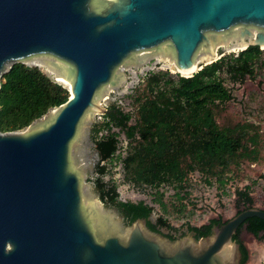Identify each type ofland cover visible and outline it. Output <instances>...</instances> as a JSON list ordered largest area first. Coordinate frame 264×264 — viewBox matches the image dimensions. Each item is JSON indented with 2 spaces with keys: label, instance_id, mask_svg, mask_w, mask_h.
Instances as JSON below:
<instances>
[{
  "label": "water",
  "instance_id": "95a60500",
  "mask_svg": "<svg viewBox=\"0 0 264 264\" xmlns=\"http://www.w3.org/2000/svg\"><path fill=\"white\" fill-rule=\"evenodd\" d=\"M229 42L264 47V0H0V79L22 63L69 92L29 127L0 133V264H239L233 237L264 211L171 242L144 220L124 227L78 162L123 69L159 58L187 72Z\"/></svg>",
  "mask_w": 264,
  "mask_h": 264
},
{
  "label": "trees",
  "instance_id": "16d2710c",
  "mask_svg": "<svg viewBox=\"0 0 264 264\" xmlns=\"http://www.w3.org/2000/svg\"><path fill=\"white\" fill-rule=\"evenodd\" d=\"M261 70H264V50L249 46L236 55L222 56L202 66L189 78L177 75L173 80L167 72L149 75L135 100L137 123L133 126L129 125L128 113L110 106L102 116L103 123L94 125L90 132L99 160L94 184L100 201L115 208L126 226L144 220L148 230L173 242L175 238L171 234L161 233V230L176 232L165 219L160 217L152 223L151 207L143 202L119 201L117 185L107 186L100 179L106 173L105 165L121 160L116 155L118 141L117 135L111 133L112 128L123 132L132 145L122 162L135 185L158 188L164 183L180 184L189 172L199 170L206 177H215L223 192L232 169L245 162L256 164L261 149L260 129L255 124L222 126L217 122L219 107L235 101L225 84L241 85L246 78L255 79ZM68 98L67 89L38 68L22 63L13 65L0 79V133L29 127ZM249 193L250 187L235 191L238 208H252ZM158 204L165 209L161 201ZM223 223L219 218L213 219L201 227L186 225V231L200 240L209 237L212 229ZM242 229L262 241L264 222L248 219L233 237L239 247V264H246L248 251L240 240Z\"/></svg>",
  "mask_w": 264,
  "mask_h": 264
},
{
  "label": "rangeland",
  "instance_id": "374dc122",
  "mask_svg": "<svg viewBox=\"0 0 264 264\" xmlns=\"http://www.w3.org/2000/svg\"><path fill=\"white\" fill-rule=\"evenodd\" d=\"M236 46L241 47L237 42H229L223 47L218 46V50H215L217 57H214L212 61L222 56L236 55L238 52L229 51V49ZM260 50H264V47H260ZM203 64L198 65V67L203 66ZM159 72H167L173 80L177 79V75L181 77L180 74H177L174 65L163 59L151 58L140 67L123 69V83L118 88L109 90L98 103L106 111L114 105L123 113H128L131 116L129 125H135L137 123V104L135 100L142 92V84L149 75ZM221 77L225 78L224 75ZM225 85L228 89H231L235 101L219 107L217 122L222 126H234L244 122L255 124L260 129L261 149L260 158L256 164L252 165L245 162L239 168L232 169V173L227 176L228 182L225 184L223 192L218 188L215 177H206L199 170L189 172L180 184L164 183L158 188L135 185L122 162L127 157L132 145L130 146L124 133L119 129L112 128L111 130V133L117 135L116 155H120L121 160L105 165L106 173L100 179L107 186L117 185L116 194L119 201L143 202L151 207L153 209L150 216L152 223L160 217L165 219L176 232L161 230V233L171 234L175 238L173 242L185 237L193 238V235L186 231V225L201 227L210 220L218 218L222 222H226L232 219L238 211L243 210L242 206L238 208L236 205V190L250 187L249 194L253 201L252 208L264 211V70L257 72L255 79L246 78L241 85H233L229 82H226ZM101 123H103L102 114L94 112L84 142L78 151V162L85 170L83 184L96 191L99 204L113 208L100 201L99 193L94 184L98 177L94 174V170L99 160L96 156L97 153L90 132L94 125ZM103 134L105 133L103 132ZM93 160L95 163L91 173L89 164ZM158 201H161L165 209L158 204ZM113 209L119 214L115 208ZM119 216L122 225L129 227L126 226L123 217L120 214ZM240 240L248 251L246 264H264V240L255 239L244 229L240 232Z\"/></svg>",
  "mask_w": 264,
  "mask_h": 264
},
{
  "label": "bare ground",
  "instance_id": "6f19581e",
  "mask_svg": "<svg viewBox=\"0 0 264 264\" xmlns=\"http://www.w3.org/2000/svg\"><path fill=\"white\" fill-rule=\"evenodd\" d=\"M244 49H245V47H243V46H241V47L240 46H238V47L236 46V47H233V48L229 49V51L230 52H240V51H242ZM214 57L216 58L217 54L214 55ZM211 60H209V61H211ZM209 61H207V62H209ZM207 62H204V63H207ZM198 69H199V67L196 66V67L192 68V70H190V71H187V72L179 71L177 73H179L182 77H188V76L192 75L193 73H195V71H197ZM95 159H96V156H95ZM92 163H95V161L94 160L91 161L90 164H92Z\"/></svg>",
  "mask_w": 264,
  "mask_h": 264
},
{
  "label": "flooded vegetation",
  "instance_id": "af4514ba",
  "mask_svg": "<svg viewBox=\"0 0 264 264\" xmlns=\"http://www.w3.org/2000/svg\"><path fill=\"white\" fill-rule=\"evenodd\" d=\"M194 238V237H193Z\"/></svg>",
  "mask_w": 264,
  "mask_h": 264
}]
</instances>
